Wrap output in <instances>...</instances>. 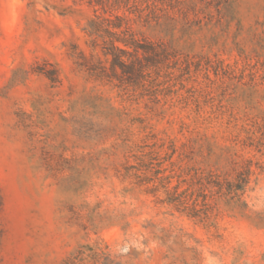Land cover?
<instances>
[{
    "label": "rangeland",
    "instance_id": "rangeland-1",
    "mask_svg": "<svg viewBox=\"0 0 264 264\" xmlns=\"http://www.w3.org/2000/svg\"><path fill=\"white\" fill-rule=\"evenodd\" d=\"M116 14L176 51L143 86L85 66ZM0 195V264H264V0H0Z\"/></svg>",
    "mask_w": 264,
    "mask_h": 264
},
{
    "label": "trees",
    "instance_id": "trees-1",
    "mask_svg": "<svg viewBox=\"0 0 264 264\" xmlns=\"http://www.w3.org/2000/svg\"><path fill=\"white\" fill-rule=\"evenodd\" d=\"M88 33L92 37L91 47L93 49H96L99 45L98 39H102V51L106 56H110L111 65L108 68L102 61L93 60L92 62H86L85 66L93 75L100 79H107L109 82L117 79L123 85L143 86L147 76L152 71L159 70L162 63L177 56L176 51L164 42L138 37L122 15L116 14L113 19L96 16L89 23ZM43 72L52 82L59 81L55 67ZM233 169L236 173L234 181L229 180L228 177L220 180L218 174L213 171L210 172L211 177L217 175V192L229 196L230 199L239 197V192L244 191L252 173L250 163L242 169ZM170 177L166 176L165 179H170ZM177 188L175 186L174 191L168 192L170 194L169 201L185 206L187 203L186 195L183 196L182 193L177 192ZM193 208V215H195L197 211L195 207ZM1 232L2 229L0 228V236Z\"/></svg>",
    "mask_w": 264,
    "mask_h": 264
},
{
    "label": "bare ground",
    "instance_id": "bare-ground-1",
    "mask_svg": "<svg viewBox=\"0 0 264 264\" xmlns=\"http://www.w3.org/2000/svg\"><path fill=\"white\" fill-rule=\"evenodd\" d=\"M16 9V8H15Z\"/></svg>",
    "mask_w": 264,
    "mask_h": 264
}]
</instances>
